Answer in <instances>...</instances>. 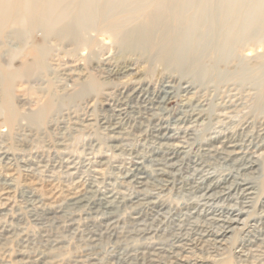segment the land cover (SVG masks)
I'll use <instances>...</instances> for the list:
<instances>
[{
	"label": "rangeland",
	"instance_id": "obj_1",
	"mask_svg": "<svg viewBox=\"0 0 264 264\" xmlns=\"http://www.w3.org/2000/svg\"><path fill=\"white\" fill-rule=\"evenodd\" d=\"M7 37L5 31L0 35V169L10 167L15 175L7 200L0 199V264H264V251L256 246L264 236V162L246 170L240 160L201 150L214 137L243 136L242 122L250 126L247 133L258 130L264 116L247 113L248 97L238 95L237 106L222 111L224 90H202L210 112L205 105V119L184 123L188 109L178 85L186 80L138 52L122 55L106 35L96 37L91 56L82 46L50 40L41 62L32 54L31 38ZM248 47L239 53L244 58L262 52ZM169 77L174 81L169 99L149 110L182 145L179 156L164 163L143 121L147 104L132 100L119 111L111 99L138 86L157 96ZM9 117L14 121L7 127ZM105 119L118 120L124 135L111 138ZM185 130L191 134L185 136ZM135 161L141 162V186L120 179ZM100 164L103 175L95 178L93 168ZM27 173L43 192L65 193L78 181L92 199L114 195L113 212L68 204L36 208L23 184ZM244 182L252 186L251 195H242ZM4 184L0 176V192ZM230 219L229 231L224 222ZM181 253L190 257L175 261Z\"/></svg>",
	"mask_w": 264,
	"mask_h": 264
},
{
	"label": "bare ground",
	"instance_id": "obj_2",
	"mask_svg": "<svg viewBox=\"0 0 264 264\" xmlns=\"http://www.w3.org/2000/svg\"><path fill=\"white\" fill-rule=\"evenodd\" d=\"M3 31L19 41L31 38L35 46L32 54L39 62L43 60L46 54L44 46L50 40L67 43L73 49L82 46L87 50V56H91L96 37L106 35L122 51V55L138 52L161 66L163 71L177 73L179 80H186L183 86L178 85L182 91V105L188 109L184 123L206 118L208 98L201 91L208 89L216 94L224 90L227 99L222 98V111L236 107L240 99L238 95L243 94L249 99L247 113L253 117L264 116V0H0V35ZM35 32L38 35L32 36ZM247 46H250L249 50L261 47L262 52L254 59L244 58L239 53ZM173 82L169 77L164 86L166 89L157 96L147 95L138 86L132 90L121 89L115 99H111L112 105L119 111L128 109L127 103L132 100L147 104V117H143V121L151 127L164 163L177 158L182 145L171 133L172 130L164 125L163 118L150 114L149 110L161 109L169 99ZM205 105L207 108L204 111ZM13 121L14 117H9L6 126ZM102 124L114 140L125 133L116 119H105ZM258 127L254 134L247 133L250 126L247 121L242 122L240 130H246L243 136L228 133L214 137L201 150L229 161L240 160L246 170L255 169L258 161L264 162V120ZM184 132L185 136L191 134L189 130ZM140 163L135 161L133 168L123 170L120 179L141 186L144 182ZM103 170L101 164L95 166V178L102 176ZM14 175L10 167L0 169V176L6 179V186L1 187L0 199L5 200L6 196L7 200L6 194ZM24 180V186L34 197L33 204L43 211L60 209L63 204H68L73 209L95 207L105 209L106 214L113 212L111 203L115 196L105 192L97 200L92 199L86 196L84 183L77 181L65 193L55 188L43 192L41 182L28 173L24 175ZM205 190L208 192L210 188ZM240 190L244 196L252 194V186L247 182L240 183ZM233 222L232 219L224 222L229 231ZM221 240L213 239L216 244H221ZM256 246L264 251V236ZM188 256L178 254L175 261L186 260Z\"/></svg>",
	"mask_w": 264,
	"mask_h": 264
}]
</instances>
